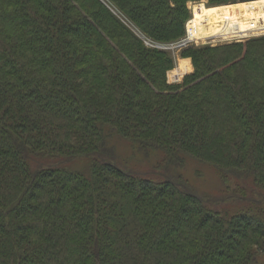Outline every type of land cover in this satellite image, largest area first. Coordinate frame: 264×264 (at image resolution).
Here are the masks:
<instances>
[{"label": "trees", "instance_id": "obj_1", "mask_svg": "<svg viewBox=\"0 0 264 264\" xmlns=\"http://www.w3.org/2000/svg\"><path fill=\"white\" fill-rule=\"evenodd\" d=\"M189 1L0 0V264H263L264 35L183 49L170 83L143 36L180 39ZM117 140L214 167L229 203Z\"/></svg>", "mask_w": 264, "mask_h": 264}, {"label": "rangeland", "instance_id": "obj_2", "mask_svg": "<svg viewBox=\"0 0 264 264\" xmlns=\"http://www.w3.org/2000/svg\"><path fill=\"white\" fill-rule=\"evenodd\" d=\"M248 1H258V0H240L233 3L228 4H216V5H210L208 3V0H191L188 2V6L191 9L192 15L194 13V10L197 6L204 5L205 7H227L223 8L225 9H231L235 10V8H245L246 6L242 5L243 3H247ZM235 5V6H234ZM242 5V6H237ZM260 15V14H259ZM262 16L264 14L261 13ZM205 32L208 33V28L205 29ZM210 32L212 33V30L210 29ZM222 44V43H218ZM217 45V44H216ZM181 52H178L175 56L176 65L174 66L173 71L179 72L178 70L182 67L183 61L182 59H186L185 57L181 56ZM190 59V58H189ZM190 65L189 71H193V65L192 61L190 59V62H187ZM170 70V71H171ZM188 72V73H190ZM187 74V73H185ZM185 76V75H184ZM117 150L124 154L125 156L130 155L131 153L134 154L130 158V162H124L120 160L119 158H111L112 160L116 161L117 164L121 165L123 169L127 171H134L136 173H139L141 176H158L160 175V178H166L171 177L174 180L186 182V185L190 187V190L193 192H196L200 195H206V202L210 206H214L213 203H220V204H228L230 199H226V193L224 190V185L221 180V176L218 173V171L206 164H202L199 162L190 161L186 163L185 165H174L169 166L167 163L160 164L159 161L162 160L163 156L160 153H152V154H143V152H136L132 148H130V145L126 144V142L117 140L116 141ZM160 164V165H159ZM167 170H162V169ZM178 178V179H177ZM228 194H233V192H230ZM264 260V259H263ZM264 264V261H263Z\"/></svg>", "mask_w": 264, "mask_h": 264}, {"label": "built area", "instance_id": "obj_3", "mask_svg": "<svg viewBox=\"0 0 264 264\" xmlns=\"http://www.w3.org/2000/svg\"><path fill=\"white\" fill-rule=\"evenodd\" d=\"M254 2L243 3L246 4L244 5L246 7L242 9L237 7L235 10L229 8L228 10L219 11L221 17L215 22V27L209 22V19L199 21L194 10L193 16L186 23L185 34L178 40L162 42L152 40L146 36H143V39L146 45L170 51L176 56L178 52L192 45L243 42L253 37L263 36L264 16L261 15V9ZM206 28H208V33L205 32ZM185 73L171 70L168 72V81L170 83H179Z\"/></svg>", "mask_w": 264, "mask_h": 264}, {"label": "bare ground", "instance_id": "obj_4", "mask_svg": "<svg viewBox=\"0 0 264 264\" xmlns=\"http://www.w3.org/2000/svg\"><path fill=\"white\" fill-rule=\"evenodd\" d=\"M254 3L259 6V8L262 11V14H264V0H258V1H255ZM243 5H246V4H243ZM237 6H242V5H237ZM223 8H227V7H210L209 8V7H205L204 5L197 6L195 9L196 18L199 21H204L205 19H209V22L214 26L215 22H217V20L221 17L219 11H221ZM187 62L188 61H183L182 67L178 70L179 73H185L189 71L190 65Z\"/></svg>", "mask_w": 264, "mask_h": 264}, {"label": "crops", "instance_id": "obj_5", "mask_svg": "<svg viewBox=\"0 0 264 264\" xmlns=\"http://www.w3.org/2000/svg\"><path fill=\"white\" fill-rule=\"evenodd\" d=\"M182 60H184V61H189L190 62V59L189 58H186V59H182ZM192 70V69H191ZM190 70V71H191ZM190 71H188V72H190Z\"/></svg>", "mask_w": 264, "mask_h": 264}]
</instances>
